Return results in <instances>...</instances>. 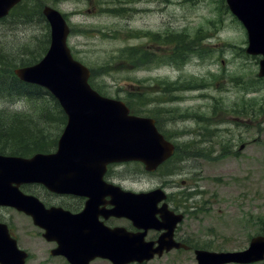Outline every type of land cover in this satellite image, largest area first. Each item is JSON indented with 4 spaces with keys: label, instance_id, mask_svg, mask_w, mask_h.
Listing matches in <instances>:
<instances>
[{
    "label": "rangeland",
    "instance_id": "rangeland-1",
    "mask_svg": "<svg viewBox=\"0 0 264 264\" xmlns=\"http://www.w3.org/2000/svg\"><path fill=\"white\" fill-rule=\"evenodd\" d=\"M24 1L0 21V60L6 53L19 62L26 55L17 53L25 48L29 53H43L50 32L46 20L36 15L49 5L67 18L72 29L69 47L78 60L88 68L109 64L108 74L97 78L107 96L124 98L132 91L150 88L141 92L146 105L137 101L136 106L147 111L144 115L156 116L177 152L154 174L141 164L115 165L112 181L137 192L158 187L164 188V193L174 191L177 197L166 204L170 209L183 203L180 212L186 213L177 237L200 251H242L254 237L263 235L262 57L245 51L246 31L225 0ZM172 34L185 35L186 45H191L177 64L179 55L171 53L175 44L169 42ZM132 46L152 52L151 61L128 69L117 63L121 50ZM157 81L168 83L161 91L151 90ZM35 110L25 99L0 100V111L11 116L33 117ZM58 115L56 111L53 124L46 129L49 142L57 141L64 128L61 120L57 121ZM41 125L37 120L32 128L39 131ZM54 144L48 150L53 151ZM47 199L53 204V197ZM55 202L72 210L76 206L68 198ZM191 205L197 209L190 215L186 208ZM0 213L12 227L20 248L30 254L27 264H68L64 258L50 255L55 245L43 238V230L31 218L14 209ZM92 264L109 263L96 260ZM145 264H198V259L185 249L172 250Z\"/></svg>",
    "mask_w": 264,
    "mask_h": 264
},
{
    "label": "water",
    "instance_id": "water-1",
    "mask_svg": "<svg viewBox=\"0 0 264 264\" xmlns=\"http://www.w3.org/2000/svg\"><path fill=\"white\" fill-rule=\"evenodd\" d=\"M226 1L247 30L246 52L263 57L259 76L264 78V0ZM19 2L0 0V18ZM43 13L51 26L49 49L39 63L16 69L15 73L22 81L49 90L58 99L68 123L55 153H37L30 158L0 155V205L31 215L45 230L44 237L58 242L51 254L62 255L71 264H89L97 257L114 264L142 263L156 252L162 255L165 249L182 246L162 236L159 249H154L153 243L144 241L145 233L133 235L121 228L92 224L90 209L78 215L46 209L38 198L19 190L22 184L37 183L58 194H82L87 184L105 185L101 177L110 163L136 160L143 162L146 170L154 171L173 154V146L158 132L153 119L130 115L123 101L102 97L91 87L90 70L73 58L68 47L70 31L63 16L49 7ZM154 195L123 194L110 214L132 218L145 231L158 228L151 204ZM196 255L199 264L259 262L264 260V237L253 238L244 251L199 250ZM27 256L7 227L0 224V264H25Z\"/></svg>",
    "mask_w": 264,
    "mask_h": 264
},
{
    "label": "trees",
    "instance_id": "trees-1",
    "mask_svg": "<svg viewBox=\"0 0 264 264\" xmlns=\"http://www.w3.org/2000/svg\"><path fill=\"white\" fill-rule=\"evenodd\" d=\"M121 4L123 3L120 1ZM131 2V0H128ZM120 12H124L125 9L119 8ZM112 13L113 11H108ZM37 16V15H36ZM201 33L196 35V41H199ZM135 37V35L133 34ZM185 35L178 34V35H170V44L173 45V49L171 53H175L179 55V58L176 64L179 62L180 58H184L183 56L186 55L191 50V45L188 44L186 40H184ZM195 41V42H196ZM41 43H43L41 41ZM50 43V35L45 38L44 47L42 48V52H30L25 48L21 53L26 55V57L20 58L18 62L15 58L12 57L11 54L5 53V58L0 60V100L2 99H25L28 102H31L34 105L35 114L36 116H29V117H21V116H13L5 113L4 111H0V153L7 154V155H14V156H29L35 152H46L49 151V148H52L50 144H53L57 141L51 140L48 141L49 135H47L46 129L53 124V119L55 112L57 111L60 113L58 115L57 121L61 120V123L65 125L66 123V115L63 113L60 104L57 100L44 88L27 84L20 81L14 74V70L16 67H23V66H30L37 63L47 51V47ZM183 44V46H182ZM195 46V45H194ZM196 48V46H195ZM31 56L28 58V56ZM153 53L149 52L148 50H141L139 47H129L126 49L121 50V53L118 57V62L120 64H124L126 69L132 66L141 67L143 65L148 64L151 61ZM171 55H169L170 57ZM146 59L145 61H143ZM176 59H173V62ZM109 64L102 65L98 68H92L91 66V78L90 84L101 94L106 95L103 92V89L100 87L99 82H97V78L100 77L102 73L108 74ZM168 82L165 81H157V86L152 88L153 91H161L164 86L167 85ZM186 86H189L188 84ZM197 86H205L204 84H198ZM160 88V89H158ZM150 89L143 87V91ZM143 91H132L133 93H128L127 96L124 97V101L130 107L133 113L137 115H144L143 113H147V111L140 110L136 106V102H141L143 105H146V101L143 97H141V92ZM38 114V115H37ZM49 116V117H48ZM53 116V118H52ZM155 119L157 120L156 116ZM40 120L42 122L39 131H35L32 127L33 124ZM159 129L162 130L160 121L157 120ZM46 123V124H45ZM54 144V145H55ZM4 151L8 152L5 153ZM10 152V153H9ZM200 205V203L198 204ZM194 208L197 209L195 206L191 205L187 207V209ZM261 233L264 235V217L261 220Z\"/></svg>",
    "mask_w": 264,
    "mask_h": 264
},
{
    "label": "flooded vegetation",
    "instance_id": "flooded-vegetation-1",
    "mask_svg": "<svg viewBox=\"0 0 264 264\" xmlns=\"http://www.w3.org/2000/svg\"><path fill=\"white\" fill-rule=\"evenodd\" d=\"M111 175H112V178H111ZM113 174H109V175H106L105 176V180L106 181H108V182H111V183H114V184H117L118 186H120V187H122L123 189H125V190H128V191H132L131 189H126L127 187H128V185H126V184H124V185H121V184H118L117 182H114V181H112V179H113ZM110 178H111V180H110ZM124 180H129V179H124ZM20 189H21V191L23 192V193H25V194H31V195H35V196H37L38 198H41L42 200H44V202L45 203H50L49 201H48V199L47 198H49V197H53V208H63V209H65V210H68V211H70L71 213H73V214H79L81 211H83V209L87 206V205H89L91 208H92V210H93V212H94V216H93V218H92V221H96V222H102V221H104V223L107 225V226H109V227H111V228H113V227H117V226H124L123 225V223L124 224H126V226H124V227H126L129 231H132V232H136L137 230L132 226V224H131V222L128 220V219H125V218H122V219H119V218H117V217H114V216H109L108 218H106L105 217V215H103L102 213L100 214L99 213V211L97 210L98 209V206H99V204H100V200L98 199V198H94V199H90L89 197H87V198H85V197H80V196H74V195H71V196H61L60 194H56V193H50V192H48L44 187H42V186H40V185H36V184H30V185H28V184H24V185H22L21 187H20ZM167 194V199H166V203H168L169 201H170V199H172V198H176L177 196L174 194V191L173 192H167L166 193ZM106 195V193L105 192H103L102 193V196L101 197H103V196H105ZM180 196H181V194H180ZM43 197H44V199H43ZM65 198H68V199H70V200H72L73 202H75V204H76V206L74 207V209L72 210V208H67V207H64L62 204H60V203H56L55 202V199H65ZM46 199V200H45ZM110 197H106L105 199H104V201H105V207L107 208V209H112V205L111 204H109L108 203V201H110ZM114 201H117V200H114ZM90 202V203H89ZM113 201H111V203H112ZM162 203H164V202H162ZM93 205V206H92ZM96 205V206H95ZM162 204H159V207L161 206ZM184 204L183 203H177V206H179V207H177V208H173V207H171L169 210L170 211H172L173 213H175V214H184L183 212H180V206L182 207ZM185 206V205H184ZM94 207V208H93ZM96 207V208H95ZM0 209L2 210V209H7V208H2V207H0ZM96 209V210H95ZM0 210V211H1ZM158 217L160 218V215H158ZM0 222H2V223H7L8 224V221H7V219L6 218H4V216L0 213ZM179 228H181L180 226H177L176 228H175V230H174V238H175V240L176 241H178V242H183L184 241V239L182 238V240H181V238L179 237H177V232L179 231ZM161 235V232H158V231H155V230H152V231H149L148 232V234H147V239L148 240H150V241H156L158 238H159V236ZM181 240V241H180ZM54 245H56V243H53ZM174 251H176V250H174Z\"/></svg>",
    "mask_w": 264,
    "mask_h": 264
}]
</instances>
